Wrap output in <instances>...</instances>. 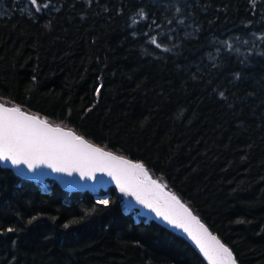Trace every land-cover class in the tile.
I'll use <instances>...</instances> for the list:
<instances>
[{
    "label": "trees",
    "instance_id": "obj_1",
    "mask_svg": "<svg viewBox=\"0 0 264 264\" xmlns=\"http://www.w3.org/2000/svg\"><path fill=\"white\" fill-rule=\"evenodd\" d=\"M43 4L0 0V102L143 164L238 264H264V0ZM0 264L206 262L113 185L0 165Z\"/></svg>",
    "mask_w": 264,
    "mask_h": 264
},
{
    "label": "snow or ice",
    "instance_id": "obj_2",
    "mask_svg": "<svg viewBox=\"0 0 264 264\" xmlns=\"http://www.w3.org/2000/svg\"><path fill=\"white\" fill-rule=\"evenodd\" d=\"M30 3L36 6L35 11L47 7L46 4L37 6L39 0H30ZM150 42L156 43L155 37ZM0 161H10L16 167L23 165L29 170L46 166L68 176L77 172L81 178L89 179H96V172L106 173L116 181L120 192L135 197L139 204L175 228L183 229L211 264H236L232 252L211 236L176 196L165 193L149 177L143 164L103 151L71 131L25 115L19 107L0 105ZM97 202L109 203L107 199Z\"/></svg>",
    "mask_w": 264,
    "mask_h": 264
},
{
    "label": "water",
    "instance_id": "obj_3",
    "mask_svg": "<svg viewBox=\"0 0 264 264\" xmlns=\"http://www.w3.org/2000/svg\"><path fill=\"white\" fill-rule=\"evenodd\" d=\"M0 105H3L4 107H16V106L4 104L2 102H0ZM21 111L24 112L25 115L35 116L39 120L46 121L44 118L39 117L33 113H30V112H27L24 110H21ZM47 123L51 127H60L64 131H71L74 134H76L71 129H67V128H64V127H61L58 125H54L48 121H47ZM86 141H88V140H86ZM88 142L93 144L96 147L101 148L103 151L110 152V153L117 155V156H121V157L129 160L130 162L139 163V162H135V161H133V160H131L125 156H122V155L116 154L112 151L106 150V149H104V148H102V147H100V146H98V145H96L90 141H88ZM0 165L3 167H7V168L11 169L15 175H17L23 179L38 181L39 179L45 178V177L52 178L55 180V182L59 185V187L61 189H63L64 191H67V192H76V191H84V190L94 192L95 191L94 189L98 190L99 188H105L107 186L113 185L117 189V191L122 195L123 204L128 210L134 212L135 214H137V215H139V216H141L147 220L148 219L154 220L155 222L159 223L160 225H162V226L174 231L175 233L181 235L184 239H186L194 247V249L200 254V256L203 258V260L206 262V264H211V261L208 260V258L203 254V252H201L199 246L195 243V241H193L188 236V234L183 231V229L175 228L173 225H171L167 221H165L163 219V217L157 216L155 214V212L146 208L144 205L139 204L136 201L135 197L128 196L127 194L120 192V190L116 184V181L113 180L112 177L108 176L106 173L96 172L95 173L96 179H89L86 177L81 178L79 173H77V172H74L71 176H68L65 173L54 172L52 169L47 168L46 166H41L40 168L35 169V170H29V169H27L26 166H23V165H21L19 167L13 166L10 161H0ZM144 168L147 171L145 166H144ZM147 173H148L149 177H151L152 179L155 180V178H153L149 174L148 171H147ZM156 182L161 185V187L164 189L165 193L176 196L170 189H167L163 183H160L157 180H156ZM176 198L180 201L181 204L184 205V207H186L189 210V212L192 214V216H194L200 222V224H202L208 230V233L211 236L216 237V239L219 240L221 244H223L224 246H226L230 250V248L227 245H225L222 242V240L216 234L214 235L212 233V231L209 229V227L203 221H201V219L196 214H194L193 211L179 197L176 196ZM233 259L236 261L234 255H233ZM236 264H238V263L236 262Z\"/></svg>",
    "mask_w": 264,
    "mask_h": 264
},
{
    "label": "rangeland",
    "instance_id": "obj_4",
    "mask_svg": "<svg viewBox=\"0 0 264 264\" xmlns=\"http://www.w3.org/2000/svg\"><path fill=\"white\" fill-rule=\"evenodd\" d=\"M26 6H27V5H24L23 7L25 8ZM27 7H28V6H27ZM27 7H26V8H27ZM7 8H8V7L6 6V4H3V6H1V10H3V11H4V9H5V10H8ZM27 9H28V8H27ZM262 35H263V34H257V35H254L253 37L256 38V39H260V38L262 37Z\"/></svg>",
    "mask_w": 264,
    "mask_h": 264
},
{
    "label": "bare ground",
    "instance_id": "obj_5",
    "mask_svg": "<svg viewBox=\"0 0 264 264\" xmlns=\"http://www.w3.org/2000/svg\"><path fill=\"white\" fill-rule=\"evenodd\" d=\"M78 135V134H77ZM86 138V137H85ZM89 140V139H88ZM52 180H54V179H52ZM155 180H157L158 182H160V183H162L161 181H159L158 179H155ZM108 189V188H107ZM95 191H97V189H94ZM103 194V193H102ZM136 215V214H135ZM213 233V232H212ZM214 234V233H213ZM215 235V234H214Z\"/></svg>",
    "mask_w": 264,
    "mask_h": 264
}]
</instances>
